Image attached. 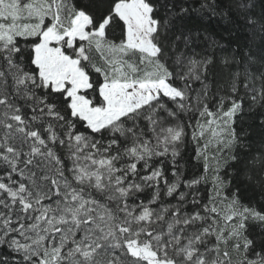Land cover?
<instances>
[{
    "label": "snow or ice",
    "instance_id": "6c2138e0",
    "mask_svg": "<svg viewBox=\"0 0 264 264\" xmlns=\"http://www.w3.org/2000/svg\"><path fill=\"white\" fill-rule=\"evenodd\" d=\"M245 102L264 0H0V264H264V199L224 194L232 169L264 198Z\"/></svg>",
    "mask_w": 264,
    "mask_h": 264
},
{
    "label": "trees",
    "instance_id": "16d2710c",
    "mask_svg": "<svg viewBox=\"0 0 264 264\" xmlns=\"http://www.w3.org/2000/svg\"><path fill=\"white\" fill-rule=\"evenodd\" d=\"M80 4H87L88 0H77ZM256 12L260 11V5L257 3L256 5ZM191 23L195 24L196 21H192ZM227 25L226 21H220L219 23L213 22V24L208 26V30L211 33H214L215 39L218 42L220 48L228 49L229 52L234 49L236 44V39H233L229 36V32L226 31L225 26ZM234 35V34H233ZM211 51V49H209ZM217 57H222L225 53H221L217 50L216 53ZM93 61L100 64L103 61L100 59V54L93 52L92 54ZM220 60H217V64L214 67L209 68V75L215 76L217 81L226 78V69L220 68ZM198 87V85H196ZM219 95V94H218ZM258 112H264V109H258L255 107H250L247 102L244 104V112L239 116L237 119L236 127L238 130L243 129L244 133H247L252 136L253 142L258 146L260 142V129L258 127L262 117L258 114ZM195 115V114H194ZM195 123V120H193ZM204 141H201V145ZM195 148L196 145L194 143L189 142L187 144V150L185 151L186 157H192L195 155ZM191 171L202 172V166L198 169H192ZM232 175L224 176V180L226 185H228L227 189L225 190V195H228L231 198L232 193L238 192L239 199L241 204H248L250 201L255 203L256 201H260L264 198L260 197L256 192L253 191L251 187H249L247 181L248 177L246 176H235V173L232 169L227 170ZM231 181V183H229ZM211 183L209 182L206 185H201L202 192L207 195L208 190L211 188ZM260 239V236H257V240Z\"/></svg>",
    "mask_w": 264,
    "mask_h": 264
},
{
    "label": "rangeland",
    "instance_id": "374dc122",
    "mask_svg": "<svg viewBox=\"0 0 264 264\" xmlns=\"http://www.w3.org/2000/svg\"><path fill=\"white\" fill-rule=\"evenodd\" d=\"M210 154H211V150H210ZM230 198V197H229Z\"/></svg>",
    "mask_w": 264,
    "mask_h": 264
}]
</instances>
